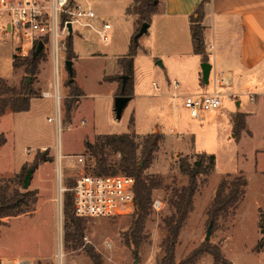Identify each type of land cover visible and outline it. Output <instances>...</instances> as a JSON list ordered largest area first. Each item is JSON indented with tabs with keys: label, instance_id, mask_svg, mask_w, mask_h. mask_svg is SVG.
Masks as SVG:
<instances>
[{
	"label": "rangeland",
	"instance_id": "obj_1",
	"mask_svg": "<svg viewBox=\"0 0 264 264\" xmlns=\"http://www.w3.org/2000/svg\"><path fill=\"white\" fill-rule=\"evenodd\" d=\"M79 2L83 8L93 9L94 7L92 0H79ZM106 19H101L100 23L96 24L95 16L91 23L94 27L100 28ZM145 35L143 33L140 36L142 44L145 43ZM109 36L110 40L104 43L94 30L82 28L76 24L73 27L71 45L76 54L71 59L74 71L73 81L85 95L79 98L80 104L71 113L70 121L63 120L66 100L71 97L68 72L65 68L66 49L58 51L60 130L57 129L54 120L47 119L55 114L54 101L42 95L43 91L51 89L54 82L51 48L48 45L42 48L45 59L39 63L38 73L35 75V80H32L30 74L25 71L24 64L18 67L12 65L13 56L22 59L15 55L19 44L16 35L14 33L7 35V41L0 43V133H3L5 137V143L0 146V201L8 200L16 193L24 191L33 193L27 205L19 204L1 218L3 224L0 226V264H22L23 262L29 264H135V262L136 264H160L163 256L161 240L164 235L162 219L171 210L168 197L173 188L186 183V176L180 170L181 160L185 159L190 164L198 165L202 162L203 169L208 163L206 158L199 160V154L203 152L197 150L199 147L196 149L195 141L199 144L201 142L200 149L207 154L216 152L217 159L214 156L213 169L197 175V181L200 182L199 188L193 199V208L179 231L175 245V262H179L193 249L206 242L209 246L219 247L224 258L233 264H258L260 256L256 254L253 247L258 237L263 234L259 220L260 210L264 214V175L260 172L264 170V140L260 139V135L253 139L241 137L238 153L242 149L245 150L244 161L230 162L228 156L230 148L235 147L234 142L225 144L214 140L210 133L206 138L199 135L198 133L205 131L208 121L203 122V129L198 131L194 129L195 139L197 138L195 140L193 132L185 131L188 125L192 130L195 128L193 126L198 123L196 121L198 117L195 119L186 115L180 118L183 126L182 129L181 127L178 129V132L180 130L182 132H179L180 134L168 132L167 119L162 121L163 127H156L162 139L152 163L144 173L158 175L163 179V185L155 189L152 194L153 201H160L161 206L156 209L151 204V211L143 225L140 244L133 243L130 235L129 226L133 220V214L83 218L80 244L65 243L64 239L62 242L63 225L57 204L59 173L58 163L55 160L58 151L65 155L61 158L60 174L61 184L67 186L71 183L73 175L81 170V164H73V158L69 156L82 155L84 169L93 171L94 156L85 149L84 141L96 142L97 135L127 132H134L138 136L136 141H140L144 134L152 132L154 128L152 123H155L156 116L159 115L157 110L153 109L154 105L146 106L145 99H131L126 104L121 118H115L113 86L103 81V78L113 73L114 57L118 54L123 39L128 36V31L126 28L118 31L115 47L112 45V32L111 34L109 32ZM191 55L193 54L183 53L176 57H163V60L166 64L174 66V72L177 74L183 69L178 66L177 61L191 60L193 57ZM161 59L162 57H158L155 60L157 62ZM153 64L154 59L151 56L140 54L137 59L140 78L149 90H154L152 81L154 84H159L157 78L164 77L165 74L164 71L159 70V67L154 68ZM183 65L185 70L189 66L184 63ZM149 66L159 73L150 69ZM118 72L116 75L121 74V71ZM168 72L170 73V70ZM171 74L168 76L172 79L173 74ZM26 80L33 82L32 86L39 90V97H33L36 99L30 101L29 110L13 112L11 104L14 93L19 91L21 83ZM183 84L180 81L179 88L185 92ZM135 105L136 109L139 107L138 110L141 108L147 110V117L144 121H139L137 115L135 116L136 112L131 113L136 119L134 125L133 122L130 123V111ZM45 149L49 156H53V160L35 164V154L43 153ZM104 154L111 162L119 158V154L108 145L104 147ZM34 164L36 166L33 168ZM27 168H32L33 171L28 188L23 189V177ZM226 173L230 176L242 175L246 179L244 195L233 213L218 219L217 225L211 228L209 240L205 241V232L209 223L206 210L216 185ZM91 253L95 254L94 260L97 263L90 258ZM262 262L264 264V257ZM196 264L216 263L209 253H203Z\"/></svg>",
	"mask_w": 264,
	"mask_h": 264
},
{
	"label": "crops",
	"instance_id": "obj_2",
	"mask_svg": "<svg viewBox=\"0 0 264 264\" xmlns=\"http://www.w3.org/2000/svg\"><path fill=\"white\" fill-rule=\"evenodd\" d=\"M92 2L97 19L96 24L104 18L108 19L104 22L110 23L112 30L110 29L109 32L113 34V47H115L118 31L120 32L121 28H126L128 31V36L123 39L122 46L114 57L113 73L105 76L116 75L118 71H121L118 58L126 54L130 37L135 29V16L125 13L131 0H92ZM199 2L200 0H160L158 10L152 15L145 33V43L140 42V37L138 39L140 48L133 61V96L131 99H145L146 106L154 105L153 109L157 110L159 115L156 116L155 123H152L154 127L152 132H157L156 127L162 126L164 119L169 121L168 132H178V129L183 127L180 122L182 115L193 118L182 107V96L219 92L222 97L221 106L214 111L199 112L196 120L198 125L193 126L195 127L193 130L188 125L185 132H193L195 139L194 129L195 131L203 129V122L208 121L205 131L198 134L206 138L210 133L214 140L225 144L234 142L235 147L230 148L228 160L236 163L239 160L243 162L246 155L245 150L242 149L238 153L241 137L253 139L260 135V139L264 140V0H207L204 2L203 38L208 55L206 62L210 65L206 81L202 78L203 61L200 55L192 52L189 30V17ZM183 53H191L193 57L191 60L179 59L178 66L183 69L176 74L175 67L166 64L163 57H176ZM140 54L153 57L154 68L159 67V70L165 73L164 77L157 78L159 84H154L152 81L154 90L146 89L143 79L140 78L141 75L137 70V59ZM158 57L162 59L156 62L155 59ZM182 62L189 65L188 70H185ZM152 70L155 71V69ZM155 72L159 73L157 70ZM170 74L172 79L168 76ZM201 80L204 82L202 83ZM180 81L184 83L185 92L179 88ZM109 83L113 86L112 96L114 97L118 83L117 81ZM84 95L85 93L80 97ZM79 104L80 102L78 106ZM138 108L136 109V105L133 106L130 114L136 112L137 119L144 121L147 117V110L142 108L138 110ZM236 113H242L245 117V127L238 139H235L232 133L233 117ZM130 118L133 120L132 124L135 125L134 115L131 114ZM200 139L203 138L200 137ZM195 146L196 149L199 147L197 149L199 152H205L200 149L201 142L199 144L195 141ZM211 154L217 159L216 152ZM50 156L53 158L52 155ZM260 172L264 175V170ZM261 237L262 235L257 240ZM255 252L260 256L258 264H263L264 248Z\"/></svg>",
	"mask_w": 264,
	"mask_h": 264
},
{
	"label": "trees",
	"instance_id": "obj_3",
	"mask_svg": "<svg viewBox=\"0 0 264 264\" xmlns=\"http://www.w3.org/2000/svg\"><path fill=\"white\" fill-rule=\"evenodd\" d=\"M207 0H200L194 11L189 17V30L192 44V52L198 54L203 62L208 60V55L205 51V44L203 38L204 25L202 20L204 17V2ZM160 0H131L130 5L126 8L127 15L135 16V29L132 33L128 50L125 55L118 58V64L121 69L120 75H110L103 78L104 81H119L116 95H126L130 99L133 96V61L138 49L140 48L139 37H135L139 31L142 23H150L152 15L158 10ZM146 33V32H145ZM45 43V39L43 40ZM67 59H72L76 54L72 50L71 35L65 38ZM36 45L33 47L35 49ZM33 49L27 57L17 59L13 56L14 67L21 64L25 65V71L30 74L32 80H35V75L38 73L39 63L45 59L44 49H42L36 56L32 58ZM66 57V56H65ZM122 75L126 76V82L123 90L121 89ZM74 77L73 74L68 75V83L71 89V97L66 100L64 107V121L71 120V113L76 109L79 98L84 94L83 90L76 85L75 81L70 82L69 79ZM34 78V79H33ZM203 83L204 81L201 80ZM33 82L23 81L19 91L14 93L11 110L13 112H22L29 110L30 100L33 97H39V90L32 86ZM133 120L130 119V123ZM245 127V117L242 113H236L233 117L232 133L235 139H238L241 131ZM96 142L84 141V147L94 156L93 171L97 174H116L121 172L126 175H131L135 178V200L136 205L131 214L133 220L129 226L132 242L136 245L140 244L142 238V229L147 215L151 211V204L153 201L152 194L155 189L163 185V179L158 175L146 174L145 169L152 163L154 154L158 149L162 135L159 132H150L142 136L140 141H136L138 136L133 133L120 134H104L97 135ZM5 143L3 133H0V146ZM108 145L113 151L119 154V158L115 162L109 161L104 154V147ZM203 158L208 159L205 169L201 168V161ZM53 158L47 154V150L43 153H36L34 163L50 161ZM214 155L205 152L199 154L200 164H190L185 159L181 160L180 170L186 176V183L179 187L173 188L168 203L171 208L170 213L162 219L164 235L161 240L163 248V256L160 264H196L197 260L203 253H209L214 263L216 264H232L224 258L219 247L209 246L204 242L200 246L189 252L179 262H175V245L181 227L185 224L188 214L193 208V199L198 191L200 182L197 181L199 173H207L214 167ZM142 162V165H140ZM33 165V168L36 165ZM246 179L242 175L230 176L226 173L218 182L214 189L212 200L206 210L208 222H212V227L217 225L219 218L224 217L233 211L238 206L244 195V187L246 186ZM71 183L67 186H70ZM33 193L24 191L23 193H16L8 200L0 201V226L3 224L1 218L9 211L15 209L19 204L27 205ZM35 200V199H34ZM62 242H71L74 245H79L82 237V219L73 213L72 196L70 192L63 194L62 207ZM260 227L262 228V237L257 241L253 247L254 251L264 248V214L260 210ZM90 258L94 260L95 254L91 253Z\"/></svg>",
	"mask_w": 264,
	"mask_h": 264
},
{
	"label": "built area",
	"instance_id": "obj_4",
	"mask_svg": "<svg viewBox=\"0 0 264 264\" xmlns=\"http://www.w3.org/2000/svg\"><path fill=\"white\" fill-rule=\"evenodd\" d=\"M95 17L92 8H83L79 0H0V43L7 41V35L14 33L19 40L15 55L25 58L34 47V43L45 39L44 45L51 48L53 56L54 82L51 90L42 92L44 97L54 101L55 114L48 117L54 120L60 130V89L57 71V53L65 50V38L69 35L68 24L89 28L97 33L102 42L109 41L110 23L103 22L100 28L91 23ZM72 34V33H71ZM44 47V46H43ZM223 82V81H222ZM176 83V82H175ZM156 86V85H155ZM222 103L217 91L182 96V107L190 117H197L199 112L217 110ZM65 156L58 151L55 160L58 163V212L63 220V194L70 192L73 213L80 218L124 216L131 214L135 208V178L123 173L97 174L85 170L82 155L69 156L72 163L81 164V170L72 177L70 186L61 184V158ZM154 208L161 202L154 200Z\"/></svg>",
	"mask_w": 264,
	"mask_h": 264
},
{
	"label": "water",
	"instance_id": "obj_5",
	"mask_svg": "<svg viewBox=\"0 0 264 264\" xmlns=\"http://www.w3.org/2000/svg\"><path fill=\"white\" fill-rule=\"evenodd\" d=\"M148 25H149L148 23H142V25L140 26L139 31L137 32L135 37L136 38L140 37L143 33H145L147 31ZM68 31H69V35H71L72 27H71L70 24H68ZM43 46H44L43 42L41 40H39L37 42V45H36L35 49L32 52V55H31L32 58L34 56H36V54H38L42 50ZM159 64H161V63L159 62ZM65 68H66V70L68 72V75L71 76L73 74V67H72V60L71 59H66L65 60ZM209 69H210L209 63L203 62L202 65H201V71H202V78H203L204 81L207 80ZM121 79H122L121 89L123 90L125 82H126V76L122 75ZM69 81L72 82L73 78H70ZM129 100H130V97L126 96V95L120 94V95L114 96V98H113V110H114V114H115V118L116 119H120L121 118L122 112H123V110H124V108H125V106H126V104L128 103ZM32 171H33L32 168H27L26 169L24 177H23V183H22V188L23 189H27L28 188V186L30 184V177L32 175ZM211 227H212V222L210 221L208 223V225H207V228H206L205 237H204L205 241L209 240ZM135 258H136V252H135ZM135 264H136V262H135Z\"/></svg>",
	"mask_w": 264,
	"mask_h": 264
},
{
	"label": "bare ground",
	"instance_id": "obj_6",
	"mask_svg": "<svg viewBox=\"0 0 264 264\" xmlns=\"http://www.w3.org/2000/svg\"><path fill=\"white\" fill-rule=\"evenodd\" d=\"M22 264H29V263H24V262H23Z\"/></svg>",
	"mask_w": 264,
	"mask_h": 264
}]
</instances>
